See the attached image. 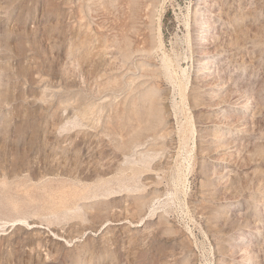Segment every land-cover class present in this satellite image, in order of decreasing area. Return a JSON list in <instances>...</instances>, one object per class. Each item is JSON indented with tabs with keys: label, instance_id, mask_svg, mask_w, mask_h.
Wrapping results in <instances>:
<instances>
[{
	"label": "rangeland",
	"instance_id": "374dc122",
	"mask_svg": "<svg viewBox=\"0 0 264 264\" xmlns=\"http://www.w3.org/2000/svg\"><path fill=\"white\" fill-rule=\"evenodd\" d=\"M0 264H264V0H0Z\"/></svg>",
	"mask_w": 264,
	"mask_h": 264
},
{
	"label": "bare ground",
	"instance_id": "6f19581e",
	"mask_svg": "<svg viewBox=\"0 0 264 264\" xmlns=\"http://www.w3.org/2000/svg\"><path fill=\"white\" fill-rule=\"evenodd\" d=\"M209 68V67H208ZM210 69V68H209ZM204 70H205V68H204ZM205 72H207V70L205 71ZM204 73V72H203ZM208 73V72H207ZM205 74V73H204ZM207 75V74H206ZM209 75V74H208ZM212 78V77H211ZM211 87V86H210ZM215 89V88H214Z\"/></svg>",
	"mask_w": 264,
	"mask_h": 264
}]
</instances>
